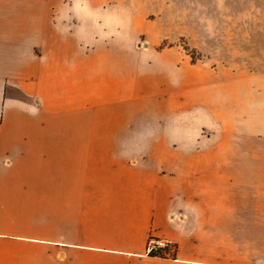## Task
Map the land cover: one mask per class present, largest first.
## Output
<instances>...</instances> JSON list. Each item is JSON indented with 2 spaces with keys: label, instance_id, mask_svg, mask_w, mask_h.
<instances>
[{
  "label": "crops",
  "instance_id": "crops-1",
  "mask_svg": "<svg viewBox=\"0 0 264 264\" xmlns=\"http://www.w3.org/2000/svg\"><path fill=\"white\" fill-rule=\"evenodd\" d=\"M117 5L0 0V264H258L214 257L171 213L181 68L205 126L228 124L223 81L216 106L178 46L115 43L131 14ZM152 237L175 253L149 252Z\"/></svg>",
  "mask_w": 264,
  "mask_h": 264
},
{
  "label": "rangeland",
  "instance_id": "rangeland-1",
  "mask_svg": "<svg viewBox=\"0 0 264 264\" xmlns=\"http://www.w3.org/2000/svg\"><path fill=\"white\" fill-rule=\"evenodd\" d=\"M116 2L118 11L131 14L125 25L115 20V43L178 46L196 65V79H211L207 95L216 106L223 81L228 124L217 118L205 126L203 86L193 95L195 107L188 106V70L181 68L185 79L173 138L181 164L179 171L165 165L180 175L172 216L214 257L227 246L229 255L238 251L264 264V30H257L264 25V0Z\"/></svg>",
  "mask_w": 264,
  "mask_h": 264
},
{
  "label": "built area",
  "instance_id": "built-area-1",
  "mask_svg": "<svg viewBox=\"0 0 264 264\" xmlns=\"http://www.w3.org/2000/svg\"><path fill=\"white\" fill-rule=\"evenodd\" d=\"M148 249L151 253L172 255L176 248L174 242L169 239L152 237Z\"/></svg>",
  "mask_w": 264,
  "mask_h": 264
}]
</instances>
